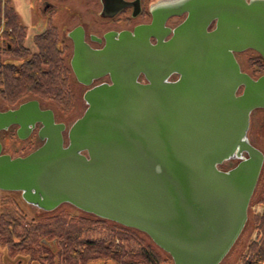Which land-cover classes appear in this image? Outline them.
<instances>
[{
    "label": "water",
    "instance_id": "95a60500",
    "mask_svg": "<svg viewBox=\"0 0 264 264\" xmlns=\"http://www.w3.org/2000/svg\"><path fill=\"white\" fill-rule=\"evenodd\" d=\"M127 5L141 11L140 0ZM150 12L133 30L107 32L101 48L82 25L68 32L77 80L110 77L84 93L88 106L69 128L36 98L0 108V131L17 125L21 139L37 130L44 140L17 156L0 140V189L45 211L71 203L139 229L174 264H221L264 163L248 136L264 74L237 57L254 49L264 58V0H158ZM233 157L241 161L220 167Z\"/></svg>",
    "mask_w": 264,
    "mask_h": 264
},
{
    "label": "trees",
    "instance_id": "16d2710c",
    "mask_svg": "<svg viewBox=\"0 0 264 264\" xmlns=\"http://www.w3.org/2000/svg\"><path fill=\"white\" fill-rule=\"evenodd\" d=\"M1 19H4V29L0 32V97L12 105L33 95L51 100L62 109H72L74 93L69 79L71 67L66 60L68 44L60 38L59 28L52 22L53 16L49 18L46 29L34 36L37 51H32L26 45L28 27L22 21L13 0H0V28ZM7 55L11 60L5 58ZM12 59L20 60V63ZM250 64L254 68V76L264 72V58L261 54L251 57ZM25 205L29 204L21 194L0 197V245L4 246L6 252H25L31 264H55L57 261L60 264H92L97 259L107 258L117 261V264H172L171 255L139 229L114 222L123 229V235L132 236L140 243L138 254L133 253L123 259L122 247L116 245L114 240H84L82 237L86 223L95 218L108 219L82 210L89 216L47 221L39 219V216H30L25 211ZM253 223L257 227H264V221L259 215L254 217ZM46 239H57L60 250L56 255L46 244ZM248 250L250 259L246 260L244 256L242 264L264 262V244L259 247L250 242Z\"/></svg>",
    "mask_w": 264,
    "mask_h": 264
},
{
    "label": "rangeland",
    "instance_id": "374dc122",
    "mask_svg": "<svg viewBox=\"0 0 264 264\" xmlns=\"http://www.w3.org/2000/svg\"><path fill=\"white\" fill-rule=\"evenodd\" d=\"M157 1L158 0H142L145 12L142 14V16L134 18V22L136 23L138 21H141L142 18L144 20L150 18V13L148 12L150 6ZM46 2L50 3L49 7H46ZM13 4L17 8L22 21L28 27L26 45H28L32 51H37V46L34 43V36L46 29L49 18L53 16L52 22L59 28L60 38L68 44L66 60L69 67H71L69 64L71 43L68 39V32L74 26L82 24L86 27L87 31L100 34L114 25L112 21H106L103 18L101 14V0H13ZM180 21V19L175 18L171 20L170 24H177ZM1 24L2 25L0 28V32L4 29V21L2 19ZM257 54L258 52L254 49H247L237 54L242 68L250 74H252V72L254 71V68L250 64V58L257 56ZM9 57V55L5 56L7 60L10 59ZM12 61L20 63V60L12 59ZM69 79L71 88L74 93V105L70 110L60 108L55 102H52L51 100L39 99L33 95L23 101L35 98L39 99L42 107L52 108L55 111L56 119L58 121L65 122L67 124V127L69 128L72 123L84 113L85 109L88 106L84 99V92L87 89V86L80 83L76 79L72 70L69 73ZM23 101L17 104L9 105L0 97V108L9 109L17 107ZM251 121L252 131L250 137L252 140L254 139L255 142V137H259V140L257 139V142L264 149V109H256L252 114ZM3 134H0V140L4 144V151L11 153L13 156L25 155L41 145V139H38L37 136H33V138L28 139H21L20 137H18L14 128L8 129V131ZM262 182L259 183L253 194L249 207V218L247 224L238 240L221 264H242L244 256L246 260L250 259V257H248V255L250 254L248 249L250 242H253L252 237L254 235L253 232L255 225L253 223L254 217L257 216V208L261 207V210L264 212V186H262L264 183ZM7 194H12L13 196H17L18 194L19 196V194L21 193H8L0 189L1 198L5 197ZM25 211L29 213L30 216H39V219L47 221L62 217H66L69 220H74L81 215H88L71 203H63L55 210L48 213H44V210L42 211V209L29 204L27 206L25 205ZM111 233L120 235L124 239V242L120 245V247H122L121 250L123 259L128 258L130 254H138L140 252V243H138L137 240H134L132 236H128L125 234L123 235V229L120 228L119 225L116 226V224L110 220L105 221L95 218L92 221L86 223L83 227L82 237L84 240L96 236L109 237V234ZM147 241H149V239ZM46 244L55 255L60 250L57 239H46ZM115 244L119 246L118 243L115 242ZM144 245H147L146 242H144ZM27 256L28 255L25 252H6L4 246L0 245V264H31L30 259L28 258L29 256ZM171 263L174 264L173 259ZM46 264L54 263L47 262ZM55 264H60V262L57 261ZM92 264H117V261L110 258L97 259L93 261Z\"/></svg>",
    "mask_w": 264,
    "mask_h": 264
},
{
    "label": "flooded vegetation",
    "instance_id": "af4514ba",
    "mask_svg": "<svg viewBox=\"0 0 264 264\" xmlns=\"http://www.w3.org/2000/svg\"><path fill=\"white\" fill-rule=\"evenodd\" d=\"M124 1H133V0H124ZM135 1V0H134ZM102 2V11H101V14L103 16V18L107 21V20H110L114 23L113 26L109 27L108 29H106L105 31H103L102 33L98 34V33H94V32H89L87 31L86 27L82 24H78L76 26H74L72 29L76 28L77 26L79 25H82L85 29V40L90 44V46L92 48H101L104 46L105 44V34L107 32H110V31H117V32H120L122 30H133L134 27L138 24H141V23H148L151 21L152 19V15H151V12H150V9H149V13H150V18H148L147 20H144L143 18L141 19V21H138V22H134V18L138 17V16H142V14L145 12V9H144V6H143V2L142 0H140V4H141V11L135 16L133 15V11H134V6L133 5H127V6H122L123 4V0H101ZM50 6V3L46 2V7H49ZM118 11V12H116ZM116 12V13H115ZM115 13V14H113ZM175 18H178L180 19L181 21L184 19V16H181V17H173L171 18L169 21H168V25L174 27L176 24H170L171 23V20L175 19ZM180 21V22H181ZM122 23V25H121ZM179 23V22H178ZM177 23V24H178ZM124 24V25H123ZM71 29V30H72ZM68 39L70 40V43H71V53H70V57H69V64L71 66V70L73 72V74L75 75L76 77V74L72 68V65H71V59H72V56H73V53H74V42L72 40L71 37L68 36ZM152 41L153 42H156V39L155 38H152ZM238 54V53H237ZM264 74L261 73L259 74L258 76H254L252 75L253 77L257 78L259 77L260 75ZM178 78V74H173L170 79H176ZM77 79V78H76ZM139 79L141 81H146V78L145 76L142 74L140 75ZM107 81H110V77L108 75L106 76H103V77H100L98 79H95L94 82L91 84V85H86L87 86V89L85 90V92L93 87L94 85L96 84H100V83H103V82H107ZM84 92V93H85ZM256 109H264V108H256ZM255 109V110H256ZM2 110H6V109H2ZM253 110V112L255 111ZM252 112V114H253ZM252 114H251V118H252ZM56 121H58L56 119ZM252 123V121H251ZM17 125H13L11 126L9 129L11 128H14L15 130L17 129ZM8 131L7 130H2L0 131V134L2 133H6ZM251 131H252V125L250 126V129H249V133H248V136H249V139L251 141L252 144H254L256 147H258L259 149H261L264 153V149L258 144L257 142V139L259 137H255L256 139V142L255 140L251 139L250 135H251ZM35 133V134H34ZM30 137L28 138H33L37 136L38 139L39 136H38V133H37V130L34 132ZM67 133V132H66ZM4 135V134H3ZM27 138V139H28ZM259 140V139H258ZM44 140L41 139V144L43 143ZM254 141V142H253ZM4 145V144H3ZM5 152V151H4ZM26 155V154H25ZM245 155L247 156V153H245ZM239 161H241L240 158H234L233 160L229 161V162H226L224 163L221 167L223 169H230L232 167H234ZM264 163H263V167H262V170H261V173H260V176H259V180H258V183H257V186L259 185V183H264ZM256 186V187H257ZM264 186V184L262 185ZM251 204V203H250ZM250 207V206H249ZM257 215H259L260 217H262L263 221H264V212L261 210V213H256ZM259 230L260 231V234H261V237H260V242L259 244L255 242L254 240V235L252 237V240L254 243H256L259 247L262 246L264 244V227L260 226V227H257L254 225V232L253 234H255V232ZM251 255L249 254L248 257H250ZM264 264V262L262 263Z\"/></svg>",
    "mask_w": 264,
    "mask_h": 264
},
{
    "label": "built area",
    "instance_id": "2783aa9c",
    "mask_svg": "<svg viewBox=\"0 0 264 264\" xmlns=\"http://www.w3.org/2000/svg\"><path fill=\"white\" fill-rule=\"evenodd\" d=\"M3 21H4V19H2ZM234 158H237V157H233V158H231L230 160H228V161H226V162H229V161H231V160H233ZM225 162V163H226ZM223 165V164H222ZM222 165H220V167L222 166ZM222 168V167H221ZM256 213H261V207H259V208H257V211H256ZM102 237V238H101ZM101 237H90V238H94V239H102V240H105V239H111V240H114L116 243H118L119 244V246L124 242V239L120 236V235H117V234H115V233H111V234H109V237H103V236H101ZM260 237H261V234H260V231L259 230H257L256 232H255V234H254V240H255V242L256 243H258L259 244V242H260ZM139 247H140V245H139Z\"/></svg>",
    "mask_w": 264,
    "mask_h": 264
}]
</instances>
